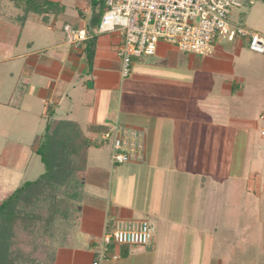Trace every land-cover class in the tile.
I'll return each instance as SVG.
<instances>
[{
	"label": "crops",
	"instance_id": "crops-1",
	"mask_svg": "<svg viewBox=\"0 0 264 264\" xmlns=\"http://www.w3.org/2000/svg\"><path fill=\"white\" fill-rule=\"evenodd\" d=\"M250 1L245 14L256 22L244 27L264 36V0ZM89 10L80 11L87 17ZM52 17H0L1 136L16 133L12 140L36 142V151L46 124L60 121L75 124L92 144L74 203L81 216L70 223L72 235L51 245L48 264H211L217 206L242 199L249 159L264 140V126L258 127L264 112L250 113L254 105L244 103L255 95L264 108V54L250 51L246 38L220 40L206 56L160 43L155 55L134 58L123 78L118 34L96 35L85 18L79 21L77 29L89 39L96 35L90 70L86 42L63 51L72 45L56 36ZM45 34L50 39L41 40ZM116 123L144 135L143 162L114 165L99 149L103 143L96 139ZM238 158L242 169L234 172ZM222 217L229 222V214ZM141 220L153 233L146 248L130 253L109 245L107 258L100 256L102 238L115 222ZM80 233L88 238L87 250Z\"/></svg>",
	"mask_w": 264,
	"mask_h": 264
},
{
	"label": "built area",
	"instance_id": "built-area-1",
	"mask_svg": "<svg viewBox=\"0 0 264 264\" xmlns=\"http://www.w3.org/2000/svg\"><path fill=\"white\" fill-rule=\"evenodd\" d=\"M250 0H105V11L95 34L116 33L122 38L116 52L121 61V76L126 78L134 58L153 56L158 45L175 46L184 53L206 56L220 40L233 42L246 38L248 49L264 54V36L244 27L232 26L229 16ZM66 41L75 47L87 39L85 29L64 28ZM110 146L114 165L141 163L144 160V135L141 131L113 124L96 139ZM153 240L149 222L117 221L102 238L101 257L106 259L109 245L147 246ZM98 264V263H93Z\"/></svg>",
	"mask_w": 264,
	"mask_h": 264
},
{
	"label": "trees",
	"instance_id": "trees-1",
	"mask_svg": "<svg viewBox=\"0 0 264 264\" xmlns=\"http://www.w3.org/2000/svg\"><path fill=\"white\" fill-rule=\"evenodd\" d=\"M3 1L13 3L16 8L24 6L23 9H5L8 14L16 12V16L12 18L18 21H24L28 14H59L64 11L60 3L51 0H39L42 7L37 0ZM48 3L58 9L52 7V11L48 8ZM99 3L100 0H93L91 4L93 11L90 25L94 28L98 26L100 15L104 11L102 8L97 9ZM95 37L93 35L88 38L84 47L90 70ZM88 129L101 130L92 126ZM90 146L92 144L88 138L75 124L60 121L46 124L36 148L45 172L40 177L21 184L0 204V264H48L52 261L51 245L61 243L64 238L60 227L63 226L65 230V225H60V222L72 220V208H67V205L70 201L77 202L81 197L78 176L85 170L87 148ZM40 233L44 235L41 236Z\"/></svg>",
	"mask_w": 264,
	"mask_h": 264
},
{
	"label": "rangeland",
	"instance_id": "rangeland-1",
	"mask_svg": "<svg viewBox=\"0 0 264 264\" xmlns=\"http://www.w3.org/2000/svg\"><path fill=\"white\" fill-rule=\"evenodd\" d=\"M51 1L55 2V0ZM92 1L93 0L57 1L63 6V9H67L66 14L61 17H56V13H50L53 16L51 23L55 26V33L56 36L60 38L59 40L62 42L66 40V34L63 30L66 24L71 28H80L79 21L85 18V20H87L88 28H94L90 25L93 11L91 9ZM78 2H80V4H78ZM37 3L40 7L43 6L40 4L39 0H37ZM254 3L255 5H258L257 0ZM23 7L24 6L20 8L23 9ZM52 7L58 9L56 6H51L49 4L48 8L53 11L54 9ZM251 7L253 6H242L239 9H232L229 16L230 23L233 24L232 26H247V28H250L254 22H256V18L254 20L251 19L253 23L251 24L250 18L247 17V9H251ZM20 8H16L13 3L8 4L7 1L0 0V17H4L6 20L13 19L12 17L16 16V12L8 14L9 12L5 9ZM101 8L105 11V0H100L97 9ZM82 9H90L87 17L85 16V12L80 11ZM104 11H102V14L100 15L101 17ZM245 12L247 13L245 14ZM42 38L43 39L41 40L50 39L48 34H45V38ZM24 47L25 46H22V44H19V48ZM72 47L70 48V46H66L63 51L69 50L68 52H72V50L77 51L78 48H80V46L75 47L74 45H72ZM254 98L255 95H252L249 100L244 102L247 107L254 105L256 110L250 108V113L258 112L259 109L261 110L260 112H264V108L262 109L258 100L255 101ZM244 108L247 110L246 107ZM246 113H248V111H246ZM258 124L259 129L264 126L261 121H258ZM3 127L7 129L9 128L6 125H3L2 128ZM42 131L41 133H43ZM15 134L16 133L10 134L9 137L1 136L0 134V198H6L21 184L26 181L34 180L45 172V167L41 163L36 151L31 149V146L36 144V142H23L20 143L22 144L20 145L18 141L16 142L15 140H12L13 137L16 136ZM257 136H259V133ZM261 137L264 139V133L261 134ZM26 146L28 147L27 149H25ZM255 146L260 150H256L258 155L256 154L255 157H250L249 159L248 174L246 173L247 175H245V188L242 190V196H240L242 199H238V202H233L234 205H229L228 203V206L226 205L227 207L217 206V231L214 237L215 242L213 245L215 249H213L214 255L211 264H264V152L260 154V152L264 151V140H261L260 143H256ZM99 149L103 151L106 158H109L110 161V146L107 143H104ZM240 162H242V159L238 158L237 163L234 165V172H239L240 169H242ZM81 177L82 173L78 176L79 182H81ZM113 180L115 179H112V181ZM78 184L80 186V183ZM239 193L240 192H238V194ZM222 198L223 197L220 195L217 196L218 200ZM233 199L235 200L236 198L233 197ZM68 207L69 209L72 208V220H62V222H60V225H65L64 227L66 230V232H64V228H62L63 226L60 227V231L62 230V232H64L61 234L62 237L72 235L74 229H71L72 227L70 223H77L81 216L80 213L76 212L74 209V203H71V201L68 203L67 208ZM225 214H229L228 223H225V220H223L222 216ZM40 235L43 236L44 234L40 233ZM45 235H47V233H45ZM78 237L83 243V248L86 250L89 249L88 238L83 233H80ZM122 247H129L130 253H134L133 251L139 250L140 248H146L145 246ZM129 262L130 261L128 260L122 261L120 264H129Z\"/></svg>",
	"mask_w": 264,
	"mask_h": 264
}]
</instances>
